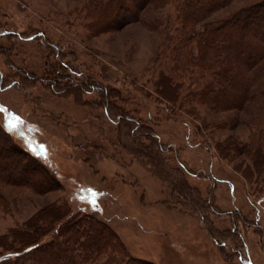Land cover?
Wrapping results in <instances>:
<instances>
[{"label":"rangeland","instance_id":"obj_1","mask_svg":"<svg viewBox=\"0 0 264 264\" xmlns=\"http://www.w3.org/2000/svg\"><path fill=\"white\" fill-rule=\"evenodd\" d=\"M85 5L0 0V161L10 179L5 192L0 185V235L56 203L105 223L135 259L264 264V172L256 174L245 152L264 150V111L158 96L163 29L152 31L151 22L173 14L171 5L95 32ZM87 82L121 94L110 119L99 92L84 95ZM31 175L47 190L19 185Z\"/></svg>","mask_w":264,"mask_h":264},{"label":"trees","instance_id":"obj_2","mask_svg":"<svg viewBox=\"0 0 264 264\" xmlns=\"http://www.w3.org/2000/svg\"><path fill=\"white\" fill-rule=\"evenodd\" d=\"M234 1L85 0L84 15L90 20V32L101 25L104 30H114L121 24L138 20L147 7L164 9L171 5L173 14L151 22L152 31H159V27L164 31L157 48L160 59L154 86L158 96L172 104L180 99L183 105L198 103L210 110L217 106L222 111H264V104L260 103V97H264V65L261 64L264 0L238 9L231 7ZM73 73L81 76V72L74 70ZM187 76L190 84L184 86L183 78ZM87 83L81 87L84 95L99 92L100 99L105 101L104 114L110 119L117 111L112 98L121 94L109 87L102 90L94 83ZM191 109L187 106L186 113ZM0 142V151L5 154V137L1 131ZM231 147L235 149L234 144ZM221 150L227 151V148ZM245 150L256 174L263 173L264 150L260 147H245ZM246 156L243 157L246 159ZM0 172V185L5 192V180L10 179H5L3 161H0ZM21 180L19 185L34 190L48 188L32 175L31 179ZM0 207H5V195L1 191ZM66 208L65 204L53 203L48 211L40 210L29 222L22 223V227L9 228L0 235V264H153L132 258L105 223L85 216H69Z\"/></svg>","mask_w":264,"mask_h":264},{"label":"snow or ice","instance_id":"obj_3","mask_svg":"<svg viewBox=\"0 0 264 264\" xmlns=\"http://www.w3.org/2000/svg\"><path fill=\"white\" fill-rule=\"evenodd\" d=\"M13 127H15V125H13Z\"/></svg>","mask_w":264,"mask_h":264}]
</instances>
